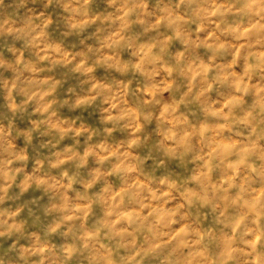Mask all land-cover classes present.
Returning <instances> with one entry per match:
<instances>
[{
	"label": "clouds",
	"instance_id": "clouds-1",
	"mask_svg": "<svg viewBox=\"0 0 264 264\" xmlns=\"http://www.w3.org/2000/svg\"><path fill=\"white\" fill-rule=\"evenodd\" d=\"M0 264H264V0H0Z\"/></svg>",
	"mask_w": 264,
	"mask_h": 264
}]
</instances>
